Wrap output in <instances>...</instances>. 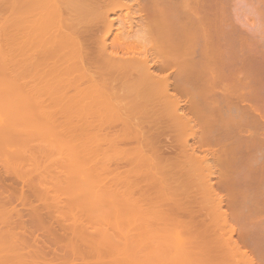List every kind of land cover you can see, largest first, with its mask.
<instances>
[{
  "label": "bare ground",
  "instance_id": "obj_1",
  "mask_svg": "<svg viewBox=\"0 0 264 264\" xmlns=\"http://www.w3.org/2000/svg\"><path fill=\"white\" fill-rule=\"evenodd\" d=\"M105 1L0 0V249H8L0 264H255L241 250L246 244L233 239L255 226L242 232L228 218L244 221L256 211L239 206L236 212L234 193L227 201L216 191L219 184L250 183L248 176L264 181V0H113L102 6ZM122 8L126 16L130 8L143 11L151 27L157 22L150 32L166 48L162 60L140 57L122 32L109 38L115 22L109 15ZM238 15L243 21L235 23ZM116 22L122 24L120 17ZM221 34L236 37L235 43L220 42ZM221 49L242 57L237 75V67L228 70L230 80L223 74L240 91L225 85L231 95L248 101L240 102L244 108L208 59ZM200 75L204 80L194 83ZM182 96L190 98L181 102ZM215 99L235 102L242 109L237 121L218 115L231 105ZM199 115L203 120L194 122ZM238 121L247 134L237 138ZM222 127L228 131L222 137L235 140L224 149L217 138L220 151H213L200 134ZM167 137L173 139L165 144ZM195 139L202 143L196 146ZM238 147L243 154L236 155ZM255 147L262 161L252 156ZM224 152L226 162L211 158ZM209 156L217 169L225 162L228 174L236 163L237 171L251 172L240 171L239 182L237 174L229 178L215 168V175ZM209 175L222 178L212 183H219L216 191ZM226 201L235 206L230 214H242L227 218ZM46 240L61 252L64 247L68 258L50 256Z\"/></svg>",
  "mask_w": 264,
  "mask_h": 264
},
{
  "label": "rangeland",
  "instance_id": "obj_2",
  "mask_svg": "<svg viewBox=\"0 0 264 264\" xmlns=\"http://www.w3.org/2000/svg\"><path fill=\"white\" fill-rule=\"evenodd\" d=\"M111 1H112V3H113V0H106L104 3H102L101 5L102 6H104V5H110V4H112L111 3ZM129 1V3H131L130 2V0H126V2H124V4H126L127 2ZM82 2V1H81ZM109 3V4H108ZM129 3H127V4H129ZM104 4V5H103ZM130 5H132V3L130 4ZM133 7H134V5H133ZM242 8H243V6H241ZM136 8V7H135ZM229 8H232V7H229ZM241 8V9H242ZM125 8H122V9H120V11L119 10H116L114 13H110V15H109V18H110V20L112 21H115V22H113L114 23V25H113V28H112V32L110 33V35H109V38H111V36H113L114 34H115V31H118V32H122V36H126L125 38L126 39H128V37H129V39H130V42L131 41H133V42H135V43H133V45L134 46H132L133 47V49H135V50H139L141 53V55H139L140 57L141 56H146V57H148V58H150V59H152V60H158V61H160V60H162V56H163V52L166 50V48L164 47V45H162V43L158 40V34L156 33V34H153V33H151L150 31L152 30L151 28L153 27V25L155 26V24L157 23H155V24H153L152 25V27H151V25H150V22L148 23V22H144V19L146 20V16H145V18H144V16L143 15H145V13H143V11H141L140 9V11L143 13H141L140 11H138V13L139 14H141V16H143V17H139L138 15V13H137V9H131L130 8V11L129 10H126L127 11V13H128V11H129V13H128V15L126 16V14L124 15V12H125V10H124ZM241 9H240V13L239 14H241ZM244 9V8H243ZM242 9V10H243ZM231 10V9H230ZM244 11V10H243ZM242 11V12H243ZM231 12V11H230ZM237 12H239V11H237ZM75 13V11H71V14H74ZM126 13V12H125ZM172 13H174V12H172ZM244 13V12H243ZM242 13V14H243ZM214 14H216L217 15V13L216 12H214ZM230 14V13H229ZM233 14V13H232ZM238 14V13H237ZM113 15V16H112ZM117 15V16H116ZM231 15V14H230ZM236 15V14H235ZM235 15H233V16H235ZM244 15H245V13L243 14V17H244ZM116 16V17H115ZM239 16V15H238ZM240 16H242V15H240ZM237 17L236 18V20H233L234 22L235 21H237V19H238V21H243V17ZM115 17V18H114ZM120 17V20H121V22H122V24L120 25V23L118 24L117 22H116V20H117V18H119ZM144 18V19H143ZM148 18V17H147ZM232 18V17H231ZM239 18H241L240 20H239ZM148 19H150V18H148ZM143 20V21H142ZM152 23V22H151ZM153 23H154V21H153ZM236 23V22H235ZM239 23H237V25H238ZM120 25V26H119ZM115 26V27H114ZM239 27H240V25H239ZM61 29L62 30H64V29H66V27H61ZM114 29H117V30H114ZM114 30V31H113ZM167 32H168V30H167ZM220 35V34H219ZM227 35V34H226ZM225 35V36H226ZM224 35L222 36V34H221V36H220V39H219V41L220 42H234V41H236V37H234V39H230V36H229V38L226 36L225 37ZM114 37V36H113ZM112 37V38H113ZM217 40H218V37H217ZM237 40H238V37H237ZM216 41V40H215ZM129 42V43H130ZM132 43V42H131ZM130 43V44H131ZM235 43V42H234ZM132 45V44H131ZM222 50V49H221ZM220 50V51H221ZM233 50V49H232ZM217 51V50H216ZM220 51H218V52H209V53H207V56H208V59H209V61H211V60H213V61H211V62H213V65L215 66V64H216V66H217V68H213V67H210V68H213L215 71L214 72H216V73H219V71H220V73H219V75L218 74H216V75H218L219 77H220V74L222 73L223 74V72H226V73H228L230 70H232L231 68L232 67H237V68H233V71L235 70V73H233V71H232V73H233V75H237V72H236V70L237 69H239V67L241 66L240 64L242 63L241 61V59L240 58H242V57H239V56H241L240 55V53L238 52V55L236 54V55H232V53H230L229 51H231V50H227L228 52H226V51H224V50H222L221 51V53H219ZM234 52V51H233ZM237 52V51H236ZM235 52V53H236ZM231 54V55H230ZM183 56H184V54H182ZM197 55V54H196ZM197 56H199V55H197ZM197 56H195V57H197ZM190 57V56H189ZM194 56L192 57V58H195ZM179 58V57H178ZM185 58H186V55H185V57L183 58L182 57V60H183V64L185 63ZM180 59V60H179ZM178 59V61H177V64H179L180 66H182V60H181V58H179ZM201 60L202 58H201V56H199V58H195L194 60ZM188 61H186V63L187 64H189V61L191 60V57H190V60H189V58L187 59ZM209 61H207V62H209ZM201 62L203 63V60H201ZM200 61H199V64L201 63ZM206 63V62H205ZM204 63V64H205ZM210 63V62H209ZM196 64H198L197 62H196ZM237 64H239L238 66H236ZM201 65V64H200ZM235 65V66H234ZM184 66V65H183ZM182 66V67H183ZM203 66V65H202ZM205 66L207 67V65L205 64ZM211 66V65H210ZM243 66V65H242ZM177 67H179L178 65H177ZM209 68V67H208ZM221 68V69H220ZM241 68V67H240ZM255 68V67H254ZM220 69V70H219ZM222 69H223V71H222ZM172 70H174V68L172 69ZM229 70V71H228ZM256 70H257V68H256ZM238 71V70H237ZM254 71L255 70H253V73H254ZM261 72V71H260ZM166 73H168V72H166ZM230 73V72H229ZM232 73H230V75L228 74H223V75H221V78L223 77V79H224V75H227L228 77L229 76H231V74ZM256 73V72H255ZM257 73H259V70H258V72ZM238 74H239V72H238ZM202 75H204V74H202ZM215 75V74H214ZM213 75V76H214ZM198 77H200V78H198ZM204 77H205V75H204ZM204 77H202L201 75L200 76H197L196 78H195V81H193L194 79H191L194 83L196 82V80H198V81H200V79H202V80H204ZM216 76H214V78H215ZM227 77V78H228ZM217 79H218V81H220L221 79L220 78H218V77H216ZM227 78H226V82H227ZM220 79V80H219ZM222 79V80H223ZM231 79V77H229V80ZM202 80L200 81V82H202ZM217 81V80H216ZM191 82V81H190ZM223 82L225 83V79L223 80ZM228 82H230V81H228ZM228 82L227 83H223L224 84V86L223 87H225V85L226 86H228L227 84H228ZM199 83V82H198ZM222 84V82L220 83V85ZM230 84V83H229ZM218 85H219V82H218ZM232 84H230L229 86H231ZM228 86V87H229ZM221 87V86H220ZM228 87H225V89H226V91H227V94H229L228 93V91L230 90V89H232V87L234 88L235 86H231V88L229 89ZM227 88L229 89V90H227ZM237 89V88H236ZM236 89H232V90H236ZM239 89V88H238ZM232 90H231V92H230V95L233 93L232 92ZM261 90V92H263V95H264V89L262 90V88L260 89ZM193 91H194V89H193ZM190 92H191V90H190ZM235 92H240V91H235ZM217 93H219V95H221V93L219 92V91H217ZM216 93V94H217ZM190 94H192V93H190ZM237 94V93H236ZM235 93H234V96L233 95H231V96H233L235 99H234V101L236 100V102H237V96L235 97V95H236ZM193 95H194V92H193ZM259 96H260V94H258ZM190 96V95H189ZM189 96H182L181 97V102H186L187 100V98L189 97ZM192 97V96H191ZM216 97L218 98V96L216 95ZM215 97V98H216ZM261 97V96H260ZM190 98V97H189ZM188 98V99H189ZM221 98V97H220ZM227 98V97H226ZM230 98V97H229ZM237 98V99H236ZM192 99V98H191ZM214 99V98H213ZM222 99L223 98H221L220 100L222 101ZM232 99V101H233V98H231ZM263 99H264V96H263ZM215 100H217V99H215ZM220 100H217L216 102H220ZM224 100V99H223ZM226 100L227 99H225V102H226ZM230 100V99H229ZM228 100V103L230 104L231 102ZM245 100V99H244ZM244 100H241V99H238V105L240 104V102H242L243 101V105L244 104H246V100L244 101ZM264 101V100H263ZM224 101H223V103H225ZM245 102V103H244ZM220 103H222V102H220ZM223 103H222V107H224L225 106V104L227 103H225L224 104V106H223ZM227 103V104H228ZM232 103H234V106H235V102H232ZM219 103H217L216 105H218ZM263 104V105H262ZM262 110H260V111H263L264 110V102H262ZM201 105V104H200ZM200 105H199V107H200ZM203 105V104H202ZM210 105V104H209ZM213 105H214V103H213ZM221 105V104H220ZM231 105V104H230ZM246 105H248V101H247V104ZM189 107H191L190 105H188ZM188 106H186L188 109H186V107L185 108H182L183 110H187V112H189V107ZM204 106H206V105H203V106H201V108L203 107V108H205ZM212 106V105H211ZM215 106V105H214ZM214 106L212 107V108H214ZM219 106V105H218ZM218 106H215V110L217 109L216 107H218ZM241 106V104L238 106V107H240ZM245 106V105H244ZM259 107H260V105H258ZM209 108H210V106H208ZM207 107V108H208ZM221 107V108H222ZM229 106H226V109H224V108H220L219 107V111H220V109H221V112L219 113L218 112V110H214L215 112H217V114L218 115H220L221 114V116H222V114L223 115H228V114H230V115H233V117H231L230 115L229 116H227L226 118H224L223 116V119H225V120H231V121H233V119H234V117H236L237 115V112L239 113L238 114V116H240L241 115V113H242V109H240L239 110V108L238 109H235L234 107H233V105H231V107L230 108H228ZM241 107H243V106H241ZM260 107V108H261ZM236 108H237V105H236ZM244 108V107H243ZM246 108V107H245ZM224 109V110H223ZM229 109V110H228ZM186 110H185V113H186ZM193 111H194V108L192 109ZM206 110H209V109H206ZM223 110V111H222ZM191 111V110H190ZM226 111V112H225ZM228 111H230V112H228ZM191 113V112H190ZM195 113V112H194ZM194 113H192V114H194ZM211 114L213 113V115H214V112H210ZM187 114V113H186ZM198 115V114H197ZM215 115H216V113H215ZM214 115V116H215ZM234 115H236V116H234ZM221 116H220V120H221ZM215 117H217V116H215ZM228 117H230V118H228ZM237 118L238 117H236V121H237ZM195 120H194V122H196V123H200L202 120H203V117H201L200 115H199V117H197V118H194ZM217 119H218V117H217ZM216 119V120H217ZM219 120V121H220ZM218 121V120H217ZM217 121H216V125H217ZM218 121V122H219ZM222 121V120H221ZM221 121L219 122V123H221ZM231 121H230V126H231ZM193 122V123H194ZM239 123H238V125L236 126L235 124L237 123V122H235V129L234 130H237V129H239L240 130V128H241V130H243L242 129V127L243 126H241V127H238V126H240L239 124H241L240 123V121H238ZM218 123V124H219ZM226 123H228V122H226ZM214 124V123H213ZM212 124V125H213ZM221 124H223V123H221ZM211 125V126H212ZM215 125V124H214ZM215 125V126H216ZM226 125V124H225ZM229 125V124H228ZM227 125V126H228ZM233 125V126H234ZM224 126V125H223ZM213 127V126H212ZM217 127V126H216ZM238 127V128H237ZM219 128V127H218ZM218 128H216V129H218ZM225 128V127H224ZM223 127L222 128H220V129H218V131H213V130H211V133L213 134V136H212V134H210L211 136H209V135H206V134H200V136L201 135H203L202 137H204L205 138V142L207 141L208 142V144L210 145V147H214L215 145H217L216 144V142H217V138H219L218 139V141H220L221 142V145L223 146V148L224 149H226L225 147L228 145L229 147L232 145V143H231V145H230V142L231 141H233L234 142V140H235V137H233L234 135H236V133L234 134V131L232 132V134L233 135H231V137H233L234 138V140L232 139V138H229L228 136L230 135H228V133H230V128L231 127H227V128H225V129H228L229 130V132L228 131H226L225 129H224ZM244 128V127H243ZM209 129V128H208ZM208 129L206 130V131H208ZM232 129V128H231ZM240 130V131H241ZM209 131H210V129H209ZM208 131V132H209ZM225 131V133L226 132H228L227 134H225V135H223L224 136V138L222 137V134H223V132ZM238 131V130H237ZM240 131L237 133V135L238 134H242V135H244L245 133H244V131H245V129L243 130V132L242 133H240ZM200 132V131H199ZM215 132H217V133H215ZM218 132H219V134H218ZM246 132V131H245ZM204 133V132H203ZM207 133V132H206ZM221 133V134H220ZM214 134H216L215 136H214ZM246 134H247V132H246ZM217 135H221V136H218V137H216ZM228 135V136H227ZM237 138L239 137V135L238 136H236ZM169 137H167V139H168ZM236 138V141L238 140ZM167 139L166 140H164V141H166V143L165 144H167V143H169V142H171V139H173L172 137L171 138H169L168 140H170V141H167ZM199 140V139H198ZM200 141V140H199ZM199 141L197 142L196 141V139H195V143H196V146H198V144H200V143H202V142H200L199 143ZM203 141V140H202ZM190 142H192V141H190ZM207 142H206V144L205 145H207ZM220 142H218V143H220ZM237 143V142H236ZM215 144V145H214ZM239 144V143H238ZM202 145V144H201ZM220 145V146H221ZM221 146V147H222ZM227 146V147H228ZM257 146H260L259 145V143L257 144ZM203 147V146H202ZM205 148H207L206 146H204ZM209 147V148H210ZM212 147V148H213ZM228 147V148H229ZM260 147H262L261 149H263V146H260ZM259 147V148H260ZM217 148V147H216ZM215 147H214V149H212L213 151H215V149H216ZM236 148V147H235ZM242 148V147H241ZM256 148V147H255ZM211 149V148H210ZM217 149H219V151H220V148L218 147ZM222 149V148H221ZM224 149L222 150V151H224ZM238 149H239V147H238ZM257 149V148H256ZM260 149V150H261ZM241 149H239L238 151L236 150V155L237 154H240L241 153V151L243 150V148H242V150L240 151ZM218 150H216V152H217ZM219 151L217 152L218 154H219ZM227 151V150H226ZM253 152V150H251L250 149V151L247 153L248 154V156L249 155H251V153L250 152ZM258 151H259V149H257V151H254L255 153H253L252 154V156L254 155V159L255 158H257V157H255L256 155H258L259 153H258ZM262 151V150H261ZM264 151V150H263ZM238 152H240V153H238ZM243 152V151H242ZM245 152V151H244ZM203 155L206 153V152H201ZM200 153V154H201ZM226 153H229L228 151L226 152ZM235 153V152H234ZM233 153V156H231V154L232 153H230V156L229 157H234V154ZM250 153V154H249ZM261 153V152H260ZM264 153V152H263ZM201 154V155H202ZM218 154L216 155L215 153H213V156L211 155V154H209V155H211V156H209V158H208V160H210V164H212L213 166H212V172H214L215 170V168L216 167H214V166H216L217 164H219V163H217L216 162V164H214L215 163V161H216V159L218 158V157H220L223 161H225V158H226V154H225V152H224V154L222 155V153H220V155L218 156ZM241 154H243V153H241ZM240 154V155H241ZM244 154H246V153H244ZM247 154L245 155L246 157H248L247 156ZM214 155H216V156H214ZM225 155V156H224ZM235 155V156H236ZM239 155V156H240ZM262 155V154H261ZM261 155H259V156H261ZM227 156V157H228ZM238 156V157H239ZM244 156V155H243ZM252 156H250V157H252ZM263 156H264V154H263ZM263 156H262V160H263ZM210 157L211 158H213V159H215L216 157V159H215V161H214V163L212 162L211 163V159H210ZM228 157V158H229ZM237 156L236 157H234V158H236L238 161V163L240 164V162L239 161H241V164L244 162V160L242 159L241 160V158H243V157H241V158H238ZM249 157V158H250ZM220 158H218L219 160L218 161H220ZM224 158V159H223ZM228 158H227V160H228ZM245 158V157H244ZM249 158H248V160H247V162H249ZM260 158V157H259ZM259 158H257L256 159V161L257 160H259ZM212 159V160H213ZM230 159V158H229ZM235 159V160H236ZM245 159H247V158H245ZM251 159V158H250ZM254 159H251L252 160V162H254L253 160ZM261 160V158H260V160L259 161H262ZM223 161H221V163L223 162ZM255 161V162H256ZM226 162V161H225ZM224 162V163H225ZM233 162H234V160H233ZM246 162V163H247ZM220 163V165H218L219 167H218V169H217V172H218V174L219 175H222L223 174V176H224V174H225V172H226V170H228V168H225L224 166H223V164H221ZM236 162H234V164H235ZM238 163H236L235 164V167H231L230 169H233L234 168V170H231L232 172H234V174L230 171L229 173L230 174H228L227 172H226V174H228L227 176L229 177V178H231L233 175V178L235 179L236 177H235V175L237 176V178L235 179V181L237 180L238 182H239V176H238V174L240 175V171H246V169L245 170H242L241 168H239L238 167V171H237V166H239V165H237ZM245 163V162H244ZM257 163V162H256ZM259 163V162H258ZM234 164H233V166H234ZM252 164L253 163H251V166H252ZM255 164V163H254ZM225 165V164H224ZM241 167H243L242 165H241ZM251 168H253L254 169V165L251 167ZM250 168V169H251ZM241 169V170H240ZM253 169H252V173H253ZM248 171H249V169H248ZM203 172V171H202ZM201 172V173H202ZM216 172V173H217ZM243 172V173H244ZM251 171H249V172H246V173H244L245 175L247 174V176H248V173H250ZM254 172H256L257 173V171L256 170H254ZM204 173V172H203ZM216 173L214 172L213 174H215L216 175ZM232 173V174H231ZM259 173V172H258ZM257 173V174H258ZM254 174V173H253ZM256 174V175H257ZM215 175H212V176H210V177H213V178H210V180H209V182H210V184H212L213 183V181H217V182H220V180L222 179L221 178V176H220V179H219V181H218V178L219 177H217V176H219V175H217L216 177H215ZM231 177H230V176ZM251 175V174H250ZM255 174H254V176H256ZM208 176V175H207ZM222 176V177H223ZM241 176H242V173H241ZM247 176H244L245 178L247 177ZM253 176V175H252ZM251 176V177H252ZM253 176V177H254ZM259 176V175H258ZM258 176H257V178H258ZM215 177V178H214ZM209 178V177H208ZM260 178V177H259ZM233 179V180H234ZM244 179V178H243ZM242 179V180H243ZM247 179V178H246ZM248 179L250 180V183L248 182V181H246L247 183H245V181L243 182V183H236V185H232V187H233V191L234 192H232V187H231V192L228 190V188L226 187V188H224V187H222V185H220L219 183H216L215 184V182H214V184H212V186H213V188H215L218 184V191H216V188H215V191H216V193L220 196V197H223V199L224 200H226V198L225 197H227V195H229L230 197H231V195L233 194L234 196L232 197L233 198V200H234V197H235V200H234V202H235V204L234 205H236V208H234V211H238V208H239V206H241V208H244V207H249V209H250V211L252 210L253 212L254 211H256L255 212V214H252V213H250L249 212V210L247 209L246 211H248V214H252V215H249V217L248 216H246V217H248L247 218V220H246V218H243V219H245L244 221L243 220H241L239 217H238V219H240V220H238V219H236L237 218V216H235L234 217V214H230V212L232 211H230L229 209H233V207H235L234 205L232 206V208H229L230 207V203L228 204V197H227V203H225V205L224 204H222V208L224 209V210H222V211H225V214H227L228 213V215H227V218L229 217V216H233L234 217V219H232V217H229L228 219H232V221H231V219H230V222H231V227L232 228H234V229H237V230H240V231H242L243 232V229H251V231H252V229H254L252 232H250L249 234H245L244 233V237H242V236H235L236 238H234L233 237V239H235L236 240V242H238L239 244H241V243H244V244H246V248L244 247H241L242 249L241 250H244V251H246L248 254H250L251 256H253V258H254V261H256V263L257 264H264V257H262V256H264V252H262V254H260V250H261V248L259 247V246H262V247H264V216H263V214H262V207H263V210H264V181H262V179L260 178V180L262 181H258L256 178V181H254L253 180V178L252 179H250L249 178V176H248ZM247 179V180H248ZM251 180H253V182L251 181ZM236 181V182H237ZM235 183V182H234ZM233 183V184H234ZM247 184V185H245V184ZM249 183V184H248ZM242 191H243V193H242ZM240 193H242V194H240ZM231 194V195H230ZM242 196H244V197H242ZM232 199H231V201H233ZM234 202H232V203H234ZM16 204V203H15ZM238 206V207H237ZM244 206V207H243ZM12 206H10V208H11ZM16 207H17V205H16ZM18 208V207H17ZM221 208V209H222ZM240 208V209H241ZM239 209V213H240V211H243V210H240ZM245 211V210H244ZM243 211V212H244ZM245 211V212H246ZM251 211V212H252ZM263 213H264V211H263ZM241 214H242V212H241ZM241 214H235V215H241ZM247 214V215H248ZM215 215V214H214ZM215 216H217V215H215ZM220 218V217H219ZM215 219V218H214ZM217 219V218H216ZM255 226V227H254ZM30 227V226H29ZM254 227V228H253ZM31 228H32V226H31ZM34 228V227H33ZM33 230V229H32ZM31 230V232H35L36 233V231H32ZM35 233H33V234H35ZM37 234V233H36ZM45 236V235H44ZM46 238V237H45ZM47 239V238H46ZM5 241V240H4ZM7 242H10V240H6ZM5 241V242H6ZM253 241H255V244H254V242ZM2 242V241H1ZM6 242V243H7ZM12 242V241H11ZM19 242V241H18ZM26 242H29V239H28V241H26ZM31 242V241H30ZM59 243H60V241H59ZM46 244H47V246L49 247L48 248V254L50 255V256H58V257H65V258H68V256L65 254V251H64V247H62V249H63V252H61V247H56V246H54L52 243H50L49 241H47L46 240ZM260 244V245H259ZM257 247H256V246ZM2 249H0V254L1 253H7L6 251H8V249H7V247L5 246V247H1ZM263 249V248H262ZM262 251V250H261ZM264 251V250H263ZM182 255H180V257H178L177 259L178 260H180V258H182L181 257ZM118 260H119V262H118ZM118 260H116V262L117 263H120V262H122L123 261V259H118ZM176 261V259H174V262ZM181 262H183V259L182 260H180ZM178 262V261H177ZM181 262L179 263V264H181ZM255 263V264H256Z\"/></svg>",
  "mask_w": 264,
  "mask_h": 264
}]
</instances>
